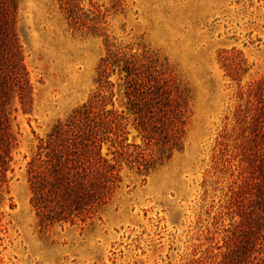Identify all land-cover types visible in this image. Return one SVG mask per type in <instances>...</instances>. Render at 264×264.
Masks as SVG:
<instances>
[{"label":"rangeland","instance_id":"374dc122","mask_svg":"<svg viewBox=\"0 0 264 264\" xmlns=\"http://www.w3.org/2000/svg\"><path fill=\"white\" fill-rule=\"evenodd\" d=\"M16 4L32 104L23 113L15 100L17 144L0 195V264H221L232 256L255 205L247 131L236 113L264 78V0ZM106 58L111 64L100 78ZM125 60L141 65L136 80H167L185 98L181 149L169 158L141 136ZM240 60L234 77L225 64ZM96 99L97 110L119 116L128 151L150 154L152 165L138 170L121 162L119 187L90 219L43 229L29 204L27 164L57 122ZM109 146L104 142L102 153Z\"/></svg>","mask_w":264,"mask_h":264},{"label":"trees","instance_id":"16d2710c","mask_svg":"<svg viewBox=\"0 0 264 264\" xmlns=\"http://www.w3.org/2000/svg\"><path fill=\"white\" fill-rule=\"evenodd\" d=\"M16 9V0H0V195L12 171V150L17 144L11 124L17 111L15 100L23 113L30 112L32 104V86L14 29ZM69 16L75 19L72 12ZM110 64L109 58L102 60L100 78L105 77ZM225 66L234 77L243 69L241 60L235 66ZM140 69V64L128 60L122 63L130 95L138 92L135 103L130 104L137 107L146 144L169 158L172 150L181 149L185 98L167 80L161 84L156 76L136 80ZM246 99L236 119L247 131L244 156L254 172L255 205L234 254L225 256L221 264H264V78L249 87ZM98 100L78 107L64 122H57L44 139L38 140L27 164L29 204L43 229L90 219L119 187L121 162L135 164L138 170L152 165L150 154L135 146L128 151L131 145L125 143L119 116L97 110ZM107 141L112 150L102 153V144Z\"/></svg>","mask_w":264,"mask_h":264}]
</instances>
